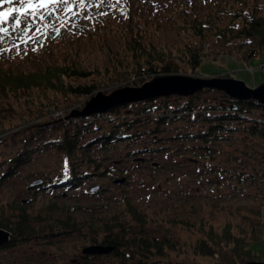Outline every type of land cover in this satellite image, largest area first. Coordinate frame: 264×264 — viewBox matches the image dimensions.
<instances>
[{"label":"trees","instance_id":"16d2710c","mask_svg":"<svg viewBox=\"0 0 264 264\" xmlns=\"http://www.w3.org/2000/svg\"><path fill=\"white\" fill-rule=\"evenodd\" d=\"M170 19L179 38L174 45L154 42L148 37L151 27L144 19L127 17L116 29L123 44L118 49H107L104 62L86 61L76 50L67 56L65 49L53 60L31 69H24L6 57L0 58V101L4 109L10 110V117L0 118V148L5 147L0 152V185L16 177L26 164L46 150H54L63 161L56 175L42 170L30 178L26 185L28 190L34 191L30 199H8L0 191V228L9 232L8 240L0 244V251L40 239L51 242L53 238L79 234L81 260L74 258L72 264H177L173 256L178 254L199 256L204 260L194 264H240L257 260L250 245L262 237V228L258 218L248 215L224 218L220 223L207 216L196 222L178 220L185 229L197 233L194 237L178 239L133 230L136 222L147 219L128 198L119 211L90 218L59 212L55 200L50 198L61 187H77L88 175L107 171L101 161L107 157L105 150L113 144L148 140L150 133L179 120L183 130L174 137L196 140L194 146L201 149H208L211 143L238 139L234 149L243 145L245 157L250 155L251 143L256 144L260 147L259 162L264 163V115H255L258 110L264 111V103L252 98L236 99L217 88L203 87L187 96L170 94L146 98L116 105L105 112L68 116L100 90L109 92L123 85L138 86L155 76L188 75L190 71H197L203 59L204 44L209 43L210 38L223 45L240 41L242 50L237 54L240 59L264 58V1L191 3ZM154 28L157 29V25ZM54 43L51 40L45 45L52 49ZM223 54H231L230 48L223 49L220 56ZM206 91L218 92L219 98L202 99L200 94ZM123 107H130V111L119 113ZM101 117L105 118L104 123L96 124ZM48 130H58L59 135H45ZM141 134L145 135L141 138ZM163 147L169 145L149 149L157 151ZM142 149L128 151L134 153ZM238 154L235 153L234 158H238ZM238 164L239 167L229 166V175L237 171L234 173L237 179L248 181L264 175V166L254 170L253 165L247 168L246 163ZM121 178L122 181H116ZM112 181L125 183L127 178L119 175ZM91 186L98 187L90 189ZM101 190L100 183L88 186L90 193ZM37 192L43 203L40 208L45 211L44 217L39 209L30 207ZM65 195H68L67 190L58 197ZM262 195L264 201V193ZM254 211L258 216V206ZM91 246L99 250L84 251ZM102 256L108 258L104 260Z\"/></svg>","mask_w":264,"mask_h":264},{"label":"rangeland","instance_id":"374dc122","mask_svg":"<svg viewBox=\"0 0 264 264\" xmlns=\"http://www.w3.org/2000/svg\"><path fill=\"white\" fill-rule=\"evenodd\" d=\"M209 1L211 0H84L81 3L79 0H69L68 5L60 3L46 6L33 17L22 15L21 11L11 12L13 8L22 10L26 7L20 0H13L11 4H0V11L6 14L0 20V28L5 30L0 31V58L6 57L8 61H15L24 69H31L53 60L65 49L67 56H71L76 50L86 61L104 62L107 60V49H118L123 44L120 32L116 29L127 17L144 19L151 27L147 32L148 37L154 42L174 45L179 38L170 25V16L191 3L207 4ZM17 17L20 18L19 24L16 23ZM155 24L157 29L154 28ZM102 26H106V29ZM210 39L209 43L204 44L203 59L197 71H190L188 75L232 77L243 80L250 87L264 82V58L254 56L240 59L237 57L242 50L240 41L235 45H223L217 39ZM51 40L55 41V45L49 49L45 43ZM229 48L231 54L220 56L223 49L226 51ZM200 97L216 100L219 93L206 91ZM128 108L130 107L120 108L119 113L126 110L129 112ZM9 113L10 110L4 109L3 102L0 101V118L3 115L10 117ZM255 115L263 116L264 111L258 110ZM98 120L96 124H102L105 118ZM181 122L179 120L171 125H163L161 129L150 133L149 139L145 141L113 144L105 150L107 157L101 161L107 171L88 175L77 187H61L50 198L55 200L59 212L66 211L82 218L108 216L119 211L123 201L128 198L147 219L136 222L133 230L148 235L167 234L178 239L197 235L196 232L185 229L178 220L196 222L200 217L207 216L220 223L224 218L248 215L253 219L258 218L261 224L262 237L250 247L257 255V260L264 261V201L261 199L264 193V175L248 181L237 179L234 175L237 171L228 174L231 170L229 166L239 167L238 162L246 163L247 168L253 165L254 170L264 166L263 162H259V145L251 143L249 157H245L243 145L234 149L239 140L233 138L211 143L208 149H201L194 146L196 140L188 137L183 141L180 137H174L176 132L181 133L183 130ZM45 135L57 136L59 131L48 130ZM163 145L169 147L157 151L149 149ZM132 148L143 149L134 153L128 151ZM4 149L5 147H1L0 152ZM238 152L239 159L234 158V154ZM62 162L61 156L54 150L36 155L16 177L0 185V191L3 192L1 195L17 201L30 199L34 193L26 188L30 178L39 175L42 170L56 175ZM219 167L225 169L221 170ZM64 173L66 174V170ZM119 175L126 176L127 181L113 182V177ZM95 183L102 185L101 192H88V186ZM66 190L68 195L58 197ZM36 194V199L28 200L30 207L33 210L39 209L44 217L45 211L40 208L43 203L39 192ZM257 206L260 210L258 216L254 211ZM51 213L57 214L55 211ZM81 241L79 234H67L61 239L53 238L51 242L40 239L39 242L1 250L0 262L72 264L74 258L80 262ZM173 257L177 264L204 262L199 256L178 254ZM101 258L106 260L108 256Z\"/></svg>","mask_w":264,"mask_h":264},{"label":"water","instance_id":"95a60500","mask_svg":"<svg viewBox=\"0 0 264 264\" xmlns=\"http://www.w3.org/2000/svg\"><path fill=\"white\" fill-rule=\"evenodd\" d=\"M203 87H211L223 90L228 95L236 99H255L264 103V82L255 87L248 86L243 80L225 76L195 77L185 74H167L152 77L138 86H122L114 88L109 92L98 91L92 95L84 106L76 111H72L68 116L90 115L105 112L116 105L123 103L153 98L158 96L180 94L191 95ZM117 180H123L116 179ZM98 186H91L95 189ZM9 232L0 228V244L7 241ZM97 246L85 248V252L98 251ZM240 264H264V261H246Z\"/></svg>","mask_w":264,"mask_h":264},{"label":"snow or ice","instance_id":"6c2138e0","mask_svg":"<svg viewBox=\"0 0 264 264\" xmlns=\"http://www.w3.org/2000/svg\"><path fill=\"white\" fill-rule=\"evenodd\" d=\"M13 0H0V4L9 3L11 4ZM79 2L83 3L84 0H79ZM20 3L25 5L26 7L24 9H16L13 8L11 12L21 11L22 15H31L35 17L37 15V11H42L43 8L46 6H50L52 4H60L63 3L64 5L69 4V0H20ZM29 9H32V11H29ZM11 14V13H9ZM5 12L0 11V20L5 18ZM40 18H43V16H40ZM16 23H20V18L17 17ZM25 27H27V24H25ZM0 31H5L4 29L0 28Z\"/></svg>","mask_w":264,"mask_h":264},{"label":"built area","instance_id":"2783aa9c","mask_svg":"<svg viewBox=\"0 0 264 264\" xmlns=\"http://www.w3.org/2000/svg\"><path fill=\"white\" fill-rule=\"evenodd\" d=\"M246 62H244V64H245ZM246 67H248V64H246Z\"/></svg>","mask_w":264,"mask_h":264}]
</instances>
